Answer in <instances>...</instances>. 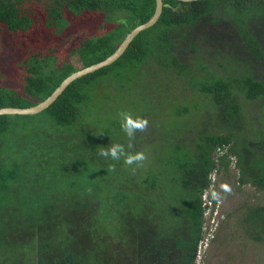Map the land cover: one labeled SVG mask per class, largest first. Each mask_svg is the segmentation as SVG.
<instances>
[{
    "label": "trees",
    "instance_id": "obj_1",
    "mask_svg": "<svg viewBox=\"0 0 264 264\" xmlns=\"http://www.w3.org/2000/svg\"><path fill=\"white\" fill-rule=\"evenodd\" d=\"M163 2L157 24L118 61L72 82L40 114L0 116V264H200L206 211L221 203L216 176L233 170L237 192L264 190L262 118L245 104L264 99V0ZM155 10L156 0H0V59L9 48L21 57V87L0 85V109L44 101L80 69L74 60H105ZM93 17L111 30L58 62L72 25ZM111 82L115 94L102 93ZM176 83L205 117L208 133L195 142L184 136L193 130L164 120L174 99L161 94ZM122 112L148 123L129 138ZM114 144L145 158L99 154ZM236 206L222 232L236 227L252 250L264 247V205Z\"/></svg>",
    "mask_w": 264,
    "mask_h": 264
},
{
    "label": "rangeland",
    "instance_id": "obj_2",
    "mask_svg": "<svg viewBox=\"0 0 264 264\" xmlns=\"http://www.w3.org/2000/svg\"><path fill=\"white\" fill-rule=\"evenodd\" d=\"M124 15H121L123 17ZM97 20V21H96ZM121 20V19H118ZM102 21L98 18L93 17L91 21H82L77 24H73L70 29V34L68 38H64L65 42V51L62 55H59L58 62H64L67 61L68 55L71 53L72 48L75 46V43L81 42V40L90 39L92 37H98L101 35H106L107 31H110V26H113L112 24H106L104 27H102ZM101 22V23H100ZM75 36H73V34ZM106 33V34H105ZM21 57L14 56L13 49L9 48L7 49V54L0 59V85L7 86V87H16L20 88L21 83L20 79L19 82H17L16 78L19 77L20 72H18V66L20 65ZM224 59V58H223ZM74 64L77 67H82V65L74 60ZM221 70V68H219ZM217 69V70H219ZM259 74H264V68L260 67L258 69ZM110 88L107 86L102 87L101 92L109 94L113 93L115 94V84L114 82H111ZM157 84V83H156ZM19 85V86H18ZM107 85V84H106ZM18 86V87H17ZM155 86V85H153ZM183 87L182 85L177 87V83L175 84V88H173L170 92H163V95L165 99H170L171 97L174 99L171 102L173 103L171 108L166 107L165 116L166 119L164 120L168 123L180 124L181 128L189 130H193V132H190V134H185V138L188 141L195 142L196 138L200 134H204V132L208 133V130L206 131L203 128L202 122L204 121L205 117L202 113H200L197 108L194 107L192 109L191 103L196 101V99L189 100H183L185 98L186 92L182 93ZM155 92H157L155 90ZM187 94L190 95L189 92ZM101 96V95H99ZM158 99V98H157ZM157 105L159 101H156ZM246 104V110L249 113L250 117H252V114L256 115L257 121L262 118V121H260L261 124H257V126L262 127L263 129L258 131V134L263 133L264 131V99L257 100V103H250L248 101H245ZM160 105V104H159ZM158 105V106H159ZM178 106H186L189 109V112L184 113V115L177 117L174 113V109ZM116 112V111H115ZM118 112V111H117ZM113 115V114H112ZM101 117V115H100ZM119 119V118H117ZM257 121H253L254 124H256ZM28 126L35 127L36 129H39L42 125H40V121L37 119H31L27 121ZM201 123V124H200ZM253 124V125H254ZM152 126V125H151ZM44 127V125L42 126ZM166 127H160L158 131L155 133H165ZM40 131V130H39ZM47 132L53 133V135L59 137L58 131H52V129H46ZM169 131V130H167ZM186 131V130H185ZM41 132V131H40ZM154 132V131H153ZM213 132V130L211 131ZM183 135V133H182ZM263 135V134H262ZM256 153L260 156V158L264 159V151L262 150H256ZM233 169H236L235 165L233 166ZM216 179L218 181L217 186L220 189V199L221 203L220 208H216L217 216L215 217V224L212 230L208 229L210 228L212 224L213 218H207L206 221V227L207 231L206 234V244L202 248L201 256L199 257V263L200 264H264V259L261 256H264V247L262 246L259 249L252 250L248 244L247 238L244 236V234L235 235L236 231L234 227L233 229H227L222 232L221 220L225 219V211H230L232 208L237 207L236 205H239V203L244 201H249L252 204L262 206L264 205V190H259L255 187L247 186L244 192L240 193L237 192L236 186L234 185V181H236V177L233 175V170L231 171V177L225 176V173H222L221 175H217ZM234 182V183H233ZM225 189V190H224ZM226 191V192H224ZM226 193V194H225ZM232 232V233H231ZM221 233L223 236H220ZM214 237H217L214 238ZM209 238V239H208ZM216 239V241L213 243V241ZM218 239H221L219 242ZM231 239V240H228ZM208 254V255H207ZM205 255H207V258L205 260ZM205 260V261H204Z\"/></svg>",
    "mask_w": 264,
    "mask_h": 264
},
{
    "label": "water",
    "instance_id": "obj_3",
    "mask_svg": "<svg viewBox=\"0 0 264 264\" xmlns=\"http://www.w3.org/2000/svg\"><path fill=\"white\" fill-rule=\"evenodd\" d=\"M184 2H194L198 0H179ZM164 2L163 0H156V10L153 17L146 23L141 24L135 27L132 31L128 33L122 43L119 45L117 50L110 55L105 60L93 64L88 67L81 68L75 72H73L70 76L62 81V83L55 89V91L44 101L38 103L35 106L21 108V107H4L0 109V116L1 115H37L48 109L58 98L59 96L65 91V89L75 80L82 78L86 75L94 73L100 69H103L109 65H112L116 61H118L121 56L126 52L130 44L133 40L143 31L153 27L159 21L162 12H163Z\"/></svg>",
    "mask_w": 264,
    "mask_h": 264
},
{
    "label": "clouds",
    "instance_id": "obj_4",
    "mask_svg": "<svg viewBox=\"0 0 264 264\" xmlns=\"http://www.w3.org/2000/svg\"><path fill=\"white\" fill-rule=\"evenodd\" d=\"M122 127L125 130L127 136L129 138H133L135 136V132L137 129H143L148 121L147 119L141 118L140 116H136L135 118L129 112H122ZM131 147V144L129 145ZM103 157H111L113 160L119 159L121 156L127 155L126 162L128 164H133L137 161L144 160V154L142 152L135 154H126L124 146L120 144H114L110 148H107L104 151L99 153Z\"/></svg>",
    "mask_w": 264,
    "mask_h": 264
},
{
    "label": "built area",
    "instance_id": "obj_5",
    "mask_svg": "<svg viewBox=\"0 0 264 264\" xmlns=\"http://www.w3.org/2000/svg\"><path fill=\"white\" fill-rule=\"evenodd\" d=\"M210 205V208L206 211V217L207 218H210V217H212L213 218V220H212V225H214L215 224V217L218 215L217 214V212H215V213H212V205H211V203L209 204Z\"/></svg>",
    "mask_w": 264,
    "mask_h": 264
}]
</instances>
